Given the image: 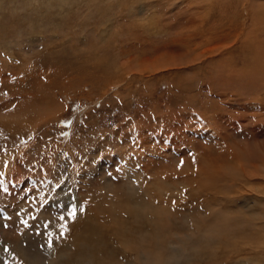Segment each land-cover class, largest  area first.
Segmentation results:
<instances>
[{
    "label": "rangeland",
    "instance_id": "obj_1",
    "mask_svg": "<svg viewBox=\"0 0 264 264\" xmlns=\"http://www.w3.org/2000/svg\"><path fill=\"white\" fill-rule=\"evenodd\" d=\"M263 23L264 0H0V264H264Z\"/></svg>",
    "mask_w": 264,
    "mask_h": 264
},
{
    "label": "bare ground",
    "instance_id": "obj_2",
    "mask_svg": "<svg viewBox=\"0 0 264 264\" xmlns=\"http://www.w3.org/2000/svg\"><path fill=\"white\" fill-rule=\"evenodd\" d=\"M264 24V23H263ZM251 33H252V31H251ZM250 33V34H251ZM262 33V32H261ZM260 35V34H259ZM262 36V35H261ZM253 37H255V36H253ZM256 38L257 39H259V37H255V39H253V41L255 40V44L253 45V47H256L255 48V50L253 49V47H252V49H251V47H248V50H249V52L250 53H252L253 55H254V57L256 56V58L254 59V61L256 60V63H257V66H258V64L259 63H262L263 64V67H264V47L260 44L261 42L260 41H257L256 40ZM228 44V43H227ZM264 45V44H263ZM246 47V46H245ZM247 48V47H246ZM253 50L254 51H256V52H254L253 53ZM253 57V56H252ZM231 57H229V63H230V66L232 65V66H234V64H233V62H235V64H236V59H230ZM238 62H239V60H238ZM243 62V61H242ZM239 64V63H238ZM259 66H260V64H259ZM253 67H255V65L253 66ZM252 67V68H253ZM257 68V67H256ZM261 70H262V67H261ZM254 71H256L255 69H254ZM230 84H232V86H231V91L234 93V92H236V90L234 89V86H235V80H234V82H233V79H230ZM234 84V85H233ZM230 91V92H231ZM231 92V93H232ZM212 179H213V177H212ZM209 180V179H208ZM214 181H213V183H214V186H216V183H217V186L219 185V183H220V178L219 177H217V178H215L214 177V179H213ZM207 187H208V185H206ZM214 186H211V187H214ZM207 190V189H206ZM213 190V189H212ZM205 191V189L203 190V192ZM227 194V193H226ZM263 194V193H262ZM213 196V195H212ZM225 196V195H224ZM215 198V197H214ZM227 198V197H226ZM231 199H233V198H231ZM216 200V199H215ZM226 215V214H225ZM141 216V215H140ZM221 216V215H220ZM138 220V219H137ZM212 224V223H211ZM218 225V224H217ZM212 226H213V224H212ZM212 231H211V235H212V237H210L211 239H210V244H211V240L212 239H220V238H222V236L223 237H227V235H228V231H229V228H225V233H224V235H222V236H220V237H218V238H216L215 237V233H216V230H217V228L215 227V228H212L211 229ZM209 235V234H208ZM224 242V241H223Z\"/></svg>",
    "mask_w": 264,
    "mask_h": 264
},
{
    "label": "snow or ice",
    "instance_id": "obj_3",
    "mask_svg": "<svg viewBox=\"0 0 264 264\" xmlns=\"http://www.w3.org/2000/svg\"><path fill=\"white\" fill-rule=\"evenodd\" d=\"M76 215H77V211H76V208L75 207H73L70 211H69V213H68V217L70 218V219H75V217H76ZM61 219H64V217H61ZM61 235L63 236L64 235V233H61ZM48 246H49V248H51L52 247V242L51 241H49V244H48Z\"/></svg>",
    "mask_w": 264,
    "mask_h": 264
}]
</instances>
